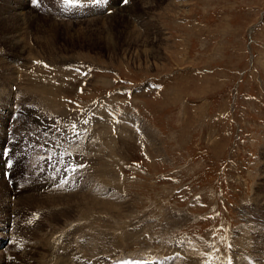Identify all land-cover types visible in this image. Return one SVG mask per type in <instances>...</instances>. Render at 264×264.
Wrapping results in <instances>:
<instances>
[{"label": "rangeland", "instance_id": "1", "mask_svg": "<svg viewBox=\"0 0 264 264\" xmlns=\"http://www.w3.org/2000/svg\"><path fill=\"white\" fill-rule=\"evenodd\" d=\"M20 1L34 15L22 54L4 37ZM0 62V180L22 187L48 161L80 170L69 188L6 196L16 227L1 255L65 228L81 264H264V0H0ZM31 115L62 142L40 145ZM72 193L91 197L67 220L51 204V220L46 197Z\"/></svg>", "mask_w": 264, "mask_h": 264}, {"label": "bare ground", "instance_id": "2", "mask_svg": "<svg viewBox=\"0 0 264 264\" xmlns=\"http://www.w3.org/2000/svg\"><path fill=\"white\" fill-rule=\"evenodd\" d=\"M115 6L113 7V9L114 10H117L116 12L119 14V13H121L122 12V10H123V8H120L121 6H120V4H119V2H116L115 4H114ZM117 6H118V9H117ZM23 3H21V1L20 2H18V4H17V6H15V7H12V11H11V17H10V19L8 20V22L9 23H11V24H15V26H14V28L13 29H11L10 31H6L5 33H4V37L6 36V34L8 33V36H7V38H8V43L10 44V45H13V46H16V49H17V51H18V53H21L22 54V52L24 51V45H23V41H22V39H23V37H22V27H21V24H19V22H21V23H23V22H25L26 20H31V19H33V16L34 15H32V13H26V12H21V10H23ZM121 10V11H120ZM116 13V14H117ZM36 16V15H35ZM1 34L3 35V33L1 32ZM1 35V36H2ZM3 42L5 43V40H4V38H3ZM23 54H25V53H23ZM21 57V56H20ZM2 60V59H1ZM2 62V61H1ZM0 62V63H1ZM6 63V62H5ZM3 64H4V62H3ZM8 64V63H7ZM2 65V64H1ZM6 65V64H5ZM13 66V65H12ZM10 68V67H9ZM23 68V67H22ZM6 69H7V65H6ZM9 72V71H8ZM10 73H11V71H10ZM14 74V73H13ZM5 76V75H4ZM13 77V76H12ZM43 87V86H42ZM49 87V86H48ZM18 88V87H17ZM44 88V87H43ZM45 89V88H44ZM29 91V90H28ZM48 95V94H47ZM42 98V97H41ZM54 98V97H53ZM4 102H5V99H3V102L2 103H0V108L1 109H5L4 108V106H5V104H4ZM46 102V101H45ZM49 102V101H48ZM47 105H48V103H47ZM32 116V119L31 120H33L37 125L35 126V128H36V131L35 132H38V136H39V138L41 139V136L42 137H44V139H41V140H39L40 141V145H48V141L50 142V139H52L50 136V134L52 133L53 135V137H57L58 138V136L60 135V133H56V130L54 129V128H52L50 125H48L45 121H43V119L42 118H39V117H37V116H33V115H31ZM4 118H5V116H3ZM1 120H3V118L2 117H0V122H2ZM93 120H95V119H93ZM91 125H92V122H91ZM90 125V127H93V126H91ZM79 126V125H78ZM83 126L84 125H82V123L80 124V127L78 128V129H80L81 128V130H82V128H83ZM1 129V128H0ZM46 134V135H45ZM87 134H88V132H87ZM93 135H94V133H93ZM1 136H4V133H3V131H2V129L0 130V137ZM65 136V135H64ZM97 136L98 135H96V138H97ZM63 138V136L59 139H56V140H58L57 141V143H59V142H62L61 141V139ZM95 138V137H94ZM94 140V139H93ZM99 140V139H98ZM95 141V140H94ZM53 143V142H52ZM92 143H94L93 141H92ZM91 143V144H92ZM49 145H50V143H49ZM96 145V146H95ZM99 142H95L94 143V145H93V147H98L99 148ZM50 146H52V145H50ZM56 146H58V145H55V146H52L50 149H49V151H50V157L53 155V153H54V151H55V148H56ZM84 147V144L82 145V148ZM22 150H21V148H19V150L17 151V156L16 157H11V156H8V159H9V162L7 163V166L9 167V171H8V173L10 172V173H14L17 169H20L21 168V164L23 163L22 161H23V158H24V156H23V154H22V152H21ZM78 157H80V154H79V156ZM4 158H6V156L4 155L3 156V153H2V150H1V145H0V173L2 174L3 173V170L5 169V166H6V164H4L5 162H4ZM81 159V158H80ZM79 159V160H80ZM68 162V161H67ZM79 161H77V164H78V166H79V164L80 163H78ZM90 162V161H89ZM48 164H49V166H50V169H46V170H43L42 172H40L38 175H37V177L36 178H34V179H28V181H27V185H24V186H22V187H14V188H8L7 187V185L9 186V184L8 183H6L5 184V182H4V180H0V243L1 242H3V241H5V240H9V242L11 241H13V238H11L10 236L11 235H9L8 233L6 234V230L7 229H9V228H11L12 229V234H14V229H15V227H16V225L14 224V222H12L11 221V219H10V215H12V214H15V216H16V204H13V203H11V201L9 202L8 200H6V196L8 195V196H12V195H15L14 197H16L17 195L16 194H18V192L19 191H25V196L26 197H30V198H32V199H35V198H38V197H40L41 196V194L45 191V190H47L48 188H50L51 186H54V185H56V184H58L59 183V181H64V182H62V184L63 185H66V187H70V186H74L75 185V181H76V179L75 178H77V177H75V176H78L79 175V177H80V170L78 169V170H71V174L68 176V174H66V176L64 175V176H60V175H57L55 172H54V170H53V166H51V162H49L48 161ZM63 164L65 165L64 167H66V166H68L69 165V162L68 163H66L65 162V159H63L62 160V162H59V169H61V170H64V173L67 171L65 168H61L62 166H63ZM90 164H92V163H90ZM89 164V165H90ZM72 165V164H71ZM71 165L69 166V168H71ZM82 165V164H81ZM80 165V166H81ZM83 166V165H82ZM87 166V165H86ZM75 167V166H74ZM75 169H77L76 167H75ZM108 169V168H107ZM104 170H105V168H104ZM106 171V170H105ZM104 171V172H105ZM109 172H112V171H109L108 170V172L107 173H109ZM105 174V173H104ZM110 174V173H109ZM114 177V176H113ZM112 177V178H113ZM65 180H64V179ZM26 181V180H25ZM82 182V181H81ZM83 183V182H82ZM13 185H14V182H13ZM62 185V186H63ZM81 187V186H83L82 184H80V185H77V187ZM67 189V188H66ZM2 191H5V193H1ZM87 193V192H86ZM83 197H81V196H78V194H76V193H72V194H68V195H63V196H54V195H50V196H48V197H46L47 199V201L49 202V204L47 205V208L45 209V210H47L48 209V213H49V217H51V220H55V218H56V215H57V212H56V210L54 211V208L52 207V206H54V204L53 203H55V202H57V203H61V204H63L62 205V207H61V205H60V207H61V212H59V213H61L62 215H65V217H66V220L68 219V217L71 215V213H73L74 211H77L78 212V210H79V208H81V204H82V206H83V203L84 202H82V198H89V197H91V196H89V195H86V194H83L82 195ZM87 196H89V197H87ZM19 197H22V195L21 196H19ZM73 198H74V200H76V203L74 202V200H73ZM94 198V197H93ZM41 199V198H40ZM83 199V200H84ZM92 199V198H91ZM90 199V200H91ZM95 199V198H94ZM94 199H92L93 200V202H95L94 201ZM38 200V199H37ZM43 200V199H42ZM87 200H89V199H87ZM89 200V201H90ZM97 200V199H96ZM17 201V200H16ZM44 201V200H43ZM85 201V200H84ZM101 201V200H100ZM100 201H98L99 203H100ZM105 201V200H104ZM18 202H19V200H18ZM45 202V201H44ZM88 202V201H87ZM105 202H107V201H105ZM108 202H110V201H108ZM103 203V202H102ZM51 204H53L52 206H51ZM91 204V203H90ZM89 204V205H90ZM93 204V203H92ZM96 204V203H95ZM98 204V203H97ZM110 204V203H109ZM88 205V204H87ZM102 205V204H101ZM91 206V205H90ZM98 206H99V204H98ZM104 206V205H103ZM95 207V206H94ZM121 207V206H120ZM19 208V207H18ZM102 208H104V207H102ZM109 208H110V206H109ZM113 208V207H112ZM50 209H52L51 211H50ZM95 209H96V207H95ZM44 210V209H43ZM44 210V211H45ZM82 210V209H81ZM80 210V211H81ZM84 210V209H83ZM23 211V210H22ZM21 211V212H22ZM37 211H38V209H37ZM39 211H41V210H39ZM86 211V210H85ZM84 211V212H85ZM112 211V210H111ZM113 212H111V214H112ZM85 214V213H84ZM110 214V213H109ZM251 214V213H250ZM264 214V213H263ZM106 215V214H105ZM25 216V215H24ZM59 216V215H58ZM22 217V216H21ZM71 217V216H70ZM73 218V217H72ZM99 218V217H98ZM71 219V218H70ZM118 219V218H117ZM74 220V219H73ZM102 220V219H101ZM107 220V219H106ZM105 220V221H106ZM107 223V222H106ZM111 223H112V221H111ZM47 224H48V222H47ZM82 222L81 221H78V222H73L72 224H68V225H70V226H73L74 227V230H75V227H76V232L78 231V230H80L81 229V227H82ZM255 224V223H254ZM261 224V223H260ZM40 225V224H39ZM39 225H37V227H36V229L34 228V227H31V229L30 230H32L33 228H34V232H36L38 229H39ZM67 225V226H68ZM69 227V226H68ZM150 227V226H149ZM70 228H72V227H69V229ZM27 229H29V227H27ZM73 229V228H72ZM71 229V230H72ZM63 230H65V228H63ZM62 230V232H59V231H57L56 233H54V236L51 238V240L49 241V245H47V246H49V247H46V246H44L43 245V242H41L42 241V239L40 240L39 238H37L40 242L39 243H37V242H35V243H32L31 244V241H29V243H24L23 242V240H21L20 242L19 241H15L14 243H13V246H11V245H9V249L11 248V250H10V252H8L7 254H3V255H1L0 254V264H30L31 263V257H32V255L33 254H35V253H37V254H39V252H38V250L39 249H45L46 251H48V250H50V249H48V248H52V252H51V258H50V255H49V253L47 254V258H44L43 259V261H42V264H81V263H79L78 262V260H80V259H77V257L75 258V256L72 254V253H70L72 250V244H71V246H70V244H68L67 243V241H69L70 242V240L71 239H69V236L71 235L70 234V232L68 233V232H64ZM68 231V230H67ZM51 232V231H50ZM49 232V233H50ZM75 232V233H76ZM32 233V232H31ZM48 233V234H49ZM74 233V234H75ZM162 233V232H161ZM34 234V233H33ZM84 234V233H83ZM83 234L80 236V238L79 239H84L85 237L86 238H90L91 240H93V242H94V246H96V239H95V237L94 236H92L91 234L89 235V237H87V235H84L83 236ZM88 234V233H87ZM102 234V233H101ZM252 234V233H251ZM38 235V234H37ZM53 235V234H52ZM100 235V234H99ZM34 237H35V235H33ZM40 236V235H39ZM75 236V235H74ZM253 236V235H252ZM255 236V235H254ZM3 237V238H2ZM40 237H42V236H40ZM62 237V238H61ZM78 236H75V238H74V240L75 239H78L77 238ZM250 237V236H249ZM36 238V237H35ZM97 238V237H96ZM104 238V237H103ZM31 239V238H30ZM37 239H35V240H37ZM78 239V240H79ZM34 240V239H33ZM78 240H76V242L78 241ZM89 240V239H88ZM113 240V239H112ZM71 241H73V240H71ZM259 241V240H258ZM261 242V241H260ZM20 243V245L18 246V244ZM72 243V242H71ZM35 244V245H34ZM1 245V244H0ZM16 247H18V248H16ZM94 248V247H93ZM96 248L97 249H99V246H96ZM96 248H94V249H96ZM48 249V250H47ZM59 249H61V254H59L58 252H59ZM257 249V248H256ZM83 252V251H82ZM56 254H57V256H56ZM68 254H72V256L74 257V258H71V257H69V255ZM92 255H95V253L94 254H92ZM44 257V256H43ZM95 257V256H94ZM40 259H42V258H40ZM192 259H194V258H192ZM97 260V259H96ZM204 260V259H203ZM73 261V262H72ZM204 263V262H203ZM38 264V263H37Z\"/></svg>", "mask_w": 264, "mask_h": 264}, {"label": "snow or ice", "instance_id": "3", "mask_svg": "<svg viewBox=\"0 0 264 264\" xmlns=\"http://www.w3.org/2000/svg\"><path fill=\"white\" fill-rule=\"evenodd\" d=\"M33 2H35V0H33ZM68 2H69V3H72V2H73V0H68ZM123 2H124V3H127V2H128V0H123Z\"/></svg>", "mask_w": 264, "mask_h": 264}]
</instances>
